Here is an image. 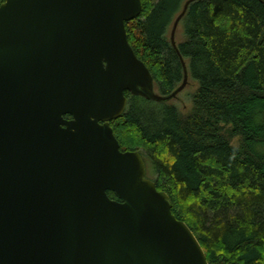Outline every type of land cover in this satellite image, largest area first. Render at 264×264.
Segmentation results:
<instances>
[{"label":"water","instance_id":"water-1","mask_svg":"<svg viewBox=\"0 0 264 264\" xmlns=\"http://www.w3.org/2000/svg\"><path fill=\"white\" fill-rule=\"evenodd\" d=\"M194 1L171 30L184 76L166 95L128 38L142 0L0 4V264H210L111 126L127 91L169 102L189 83L176 33Z\"/></svg>","mask_w":264,"mask_h":264},{"label":"trees","instance_id":"trees-1","mask_svg":"<svg viewBox=\"0 0 264 264\" xmlns=\"http://www.w3.org/2000/svg\"><path fill=\"white\" fill-rule=\"evenodd\" d=\"M184 2L142 0L126 22L165 95L183 81L169 30ZM180 25L178 48L198 84L190 113L127 91L111 126L122 150L142 152L210 264H264V0H196Z\"/></svg>","mask_w":264,"mask_h":264},{"label":"rangeland","instance_id":"rangeland-1","mask_svg":"<svg viewBox=\"0 0 264 264\" xmlns=\"http://www.w3.org/2000/svg\"><path fill=\"white\" fill-rule=\"evenodd\" d=\"M186 1L187 0H185V2ZM182 9L183 8H181V11H182ZM178 15H179V13H178ZM171 30H172V26H171V29L169 30V39H170ZM184 39H185V37H184L183 26L179 25V27L177 29V33H176L177 43L182 42ZM197 86H198L197 82H195L194 80L189 78V83L187 84L185 89L183 91H181L176 98L169 101V103L172 105H175L179 109V111L182 115H187L192 110V107H193L192 95L195 92V90L197 89ZM156 91L160 92L159 89H157V88H156ZM150 175L151 176H149V177L151 179H153V181H155L156 176L153 175L152 173Z\"/></svg>","mask_w":264,"mask_h":264},{"label":"flooded vegetation","instance_id":"flooded-vegetation-1","mask_svg":"<svg viewBox=\"0 0 264 264\" xmlns=\"http://www.w3.org/2000/svg\"><path fill=\"white\" fill-rule=\"evenodd\" d=\"M129 92V91H128ZM128 106V105H127ZM65 118L66 119H72V116H70V115H65ZM112 122V121H111Z\"/></svg>","mask_w":264,"mask_h":264}]
</instances>
